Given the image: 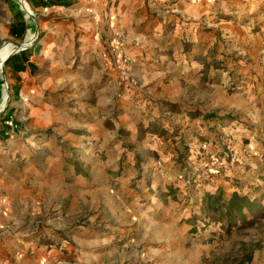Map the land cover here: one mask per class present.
<instances>
[{
    "label": "rangeland",
    "instance_id": "obj_1",
    "mask_svg": "<svg viewBox=\"0 0 264 264\" xmlns=\"http://www.w3.org/2000/svg\"><path fill=\"white\" fill-rule=\"evenodd\" d=\"M220 1L215 21L198 20L204 34H215L209 53L243 59L247 74H264V0ZM175 2L166 0L168 10ZM34 7L28 0H0V119L10 114V127L17 123L5 63L36 42L41 19ZM163 30L176 35L172 22ZM186 32L176 38L187 40ZM112 44L100 56L115 75L117 99L89 106L85 121L75 120L86 139H65L55 115L36 158L8 156V164L20 161L22 178L0 186L7 198L1 213L11 217L0 228V264H264V209L229 226L204 202L209 193L227 200L239 193L264 206V101L253 102L254 93L229 100L233 91L196 84L186 101L227 117V126L201 117L179 118L169 131L161 120L145 123L124 98L145 86L131 58ZM190 49L202 54L205 46ZM256 85L264 99V85ZM227 100L222 108L213 106ZM109 117L116 122L110 133ZM95 131L100 138H87Z\"/></svg>",
    "mask_w": 264,
    "mask_h": 264
},
{
    "label": "crops",
    "instance_id": "obj_2",
    "mask_svg": "<svg viewBox=\"0 0 264 264\" xmlns=\"http://www.w3.org/2000/svg\"><path fill=\"white\" fill-rule=\"evenodd\" d=\"M28 1L39 12L40 33L32 46L11 55L5 63L4 78L10 86V109L17 126L6 124L5 119L12 118L10 114L0 119V186L6 184V179L21 180L20 161L8 164V156L21 159L26 153L36 158L41 139L51 133L55 115L62 119L65 139H86L84 127L75 126V120L85 121V108L105 107L117 99L115 75L105 67L100 56L108 48L112 49L111 41L113 49L117 47L131 58L134 73L145 86L143 91H127L124 95L130 98V106L138 113L133 117L144 118L145 123L161 120L167 127L164 129L169 131L179 118L195 122L201 117L208 119L210 124L227 126V117L222 118L213 110L204 111L201 104L186 101L187 92L190 95L196 84L205 83L227 95L229 90L233 91L229 100L236 101L245 93H254L253 102L264 101L255 91L256 83L263 89L264 74L254 76L251 70L247 74L245 69L250 67H246L243 59L209 53L217 43L214 42L215 34H204L198 20L215 21L211 15L223 1L174 0L175 4L169 6L171 10L166 0ZM152 9L158 12L156 17L150 15ZM171 22L176 35L173 36L174 32L163 35V27L168 28ZM186 30L187 40L176 38L180 31ZM189 33L194 39H190ZM203 36L204 43H201ZM179 43L184 50L177 49ZM204 46L202 54L190 49ZM229 100L213 106L222 108ZM109 118L106 124L110 133L112 122H116ZM154 134L161 136L162 130L152 132L151 136ZM94 135L87 138L101 137L96 131ZM95 146L98 147V143ZM178 157L183 158L181 153ZM123 169L126 170L125 165ZM6 199L0 195V228L11 221L8 214L1 213Z\"/></svg>",
    "mask_w": 264,
    "mask_h": 264
},
{
    "label": "trees",
    "instance_id": "obj_3",
    "mask_svg": "<svg viewBox=\"0 0 264 264\" xmlns=\"http://www.w3.org/2000/svg\"><path fill=\"white\" fill-rule=\"evenodd\" d=\"M207 211L215 212L219 215H224L228 225H236V221L246 220L247 214L252 217L257 213H262L264 206L257 199L251 200L248 196H243L239 193H234L230 199H223L221 196L206 194L204 198ZM224 212L221 213V210Z\"/></svg>",
    "mask_w": 264,
    "mask_h": 264
},
{
    "label": "built area",
    "instance_id": "obj_4",
    "mask_svg": "<svg viewBox=\"0 0 264 264\" xmlns=\"http://www.w3.org/2000/svg\"><path fill=\"white\" fill-rule=\"evenodd\" d=\"M131 83H132V84H136L133 80H132ZM7 124H9L10 126H12V125H13V120L8 121Z\"/></svg>",
    "mask_w": 264,
    "mask_h": 264
},
{
    "label": "water",
    "instance_id": "obj_5",
    "mask_svg": "<svg viewBox=\"0 0 264 264\" xmlns=\"http://www.w3.org/2000/svg\"><path fill=\"white\" fill-rule=\"evenodd\" d=\"M18 47H21V44L17 45Z\"/></svg>",
    "mask_w": 264,
    "mask_h": 264
}]
</instances>
